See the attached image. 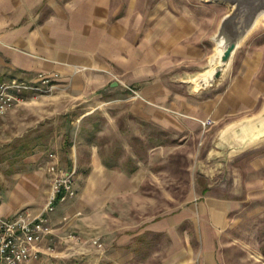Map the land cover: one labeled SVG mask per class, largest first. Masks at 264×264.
Returning <instances> with one entry per match:
<instances>
[{"label": "rangeland", "instance_id": "1", "mask_svg": "<svg viewBox=\"0 0 264 264\" xmlns=\"http://www.w3.org/2000/svg\"><path fill=\"white\" fill-rule=\"evenodd\" d=\"M118 1L125 4L129 0ZM135 3L150 6L151 19L157 6L168 15L192 18L195 34L175 43L189 44L190 50L198 43L201 54L168 48L158 65L151 62L152 70L142 82L127 84L116 77L119 87L108 86L100 92H77L57 85L55 79L52 89L28 94L25 102L0 115V191L16 173L28 168L26 157L30 153L45 152L39 160L42 164L53 161L63 170L74 171V195L51 203L48 218L52 233L46 238L45 251L40 250L35 258L22 264H30L31 260H37L32 264H201L204 233H208L202 227H208L202 224L198 211L208 210L212 195L225 199L221 196L229 190H234L233 198L227 199L231 207L214 232L211 260L215 264H264V186L248 194L240 190V180L253 179L255 172L264 179V170L262 175L251 165L257 159L264 160V142L240 149L223 136L228 127L255 116L264 105V16L243 39L216 83L197 90L191 78L210 67L216 52L213 36L232 6L219 0ZM159 64L165 71H159ZM146 88L149 98L156 101H142ZM137 105L151 111V115L161 111V117L142 118L135 112ZM208 120L211 123L204 125ZM94 149L107 162L109 171L118 168L130 173L134 168L135 174H140V182L128 193L103 204L110 210L118 203L124 226L171 216L188 206L194 207L193 219L184 217L175 230L136 235L119 256L113 250L115 239L96 229L95 221L83 223V230L78 225L68 226L83 208L76 210L73 219L64 212L53 223L51 216L59 204L79 206V198L93 203L96 189L109 188L111 183L102 184L87 176ZM47 166L48 191L40 211L49 202L51 191ZM202 205L205 208L199 210ZM94 209L93 204L86 207L92 220ZM132 233L129 229L119 235Z\"/></svg>", "mask_w": 264, "mask_h": 264}, {"label": "crops", "instance_id": "2", "mask_svg": "<svg viewBox=\"0 0 264 264\" xmlns=\"http://www.w3.org/2000/svg\"><path fill=\"white\" fill-rule=\"evenodd\" d=\"M153 11L155 16L151 19L150 6H140L135 0H129L125 4H119L118 0H0L1 77L7 78L9 75L31 79L38 72L56 73L57 85L69 86L77 92L88 94L104 91L108 86L119 87L121 84L114 80L116 77L127 84L142 82L152 70L151 62L156 61L158 65L160 57L168 53V48L180 53L186 49L190 55L201 54L198 43L192 50L187 46L189 44L184 46L175 43L195 34V21L192 18L168 15L160 10V6ZM161 66L159 64V71H165ZM143 91V102L148 104L156 101L155 98H149L147 88ZM138 104L145 107L144 103ZM135 112L142 118L161 117V111H154L151 115V111L139 108ZM42 156H46L45 152L28 154V168L16 173L11 183L0 191V218L9 217L23 208H28L33 215L39 213L46 202L48 191L45 170L48 164L39 162ZM87 165V176L102 184L111 183L109 188L96 189L95 193L98 194L93 196V203L79 198V206L75 203L59 204L51 216L53 223L58 222L64 212L73 219L76 210L83 208L79 211L83 215L79 213L76 216L78 224L74 218L68 226L78 225L81 230L83 223L95 221L96 229L101 233H109L115 239L116 247L113 250L119 256L136 235L171 231L170 228L175 230L184 217L190 216L193 219L194 207L188 206L171 216L148 218L142 224L134 222L133 226H124L119 217L118 203L110 210H106L103 204L107 200L112 203L120 195L128 193L135 187V183L140 182V174H135L134 168L130 173L118 168L109 171L107 162L102 161L97 149L90 154ZM251 165L261 170L263 175L264 160L257 159ZM131 173L134 175H130ZM254 174V178L249 181L246 178L244 181L240 180V190L246 194L264 186L261 174ZM232 191L234 190L221 196L225 199L212 195L208 210L203 213L198 211L202 224L208 227H202L208 233H204L205 256L201 264H215L213 258L211 260L214 232L219 230L218 224L228 214L231 201L228 202L227 199L233 198ZM92 204L96 206L93 220L87 216L86 210ZM204 208L203 205L199 206V210ZM127 213L130 214V210ZM203 214L208 215L207 218ZM129 229L134 233L119 235L120 231ZM46 241L44 239L39 243L41 251L44 250ZM210 243L213 244L212 248ZM33 262L37 260L29 263Z\"/></svg>", "mask_w": 264, "mask_h": 264}, {"label": "built area", "instance_id": "3", "mask_svg": "<svg viewBox=\"0 0 264 264\" xmlns=\"http://www.w3.org/2000/svg\"><path fill=\"white\" fill-rule=\"evenodd\" d=\"M55 79L56 74L47 72H38L31 79L0 76V115L25 102L28 94L52 89ZM210 123L209 120L203 122L204 125ZM49 156L54 158V154ZM47 171L51 177V191L46 207L35 215L23 208L0 218V264H22L35 258L40 252L39 243L52 233L48 218V212L53 209L51 203L74 195L73 170H63L52 161Z\"/></svg>", "mask_w": 264, "mask_h": 264}, {"label": "water", "instance_id": "4", "mask_svg": "<svg viewBox=\"0 0 264 264\" xmlns=\"http://www.w3.org/2000/svg\"><path fill=\"white\" fill-rule=\"evenodd\" d=\"M232 6L229 13L225 14L218 25L217 32L213 36L216 43V52L206 70L196 75L192 83L197 90L213 86L230 65L232 58L243 39L256 26L258 20L264 16V0H219ZM210 62V63H211ZM210 74L205 80L199 75L205 72ZM230 143L235 147L244 149L264 142V105L255 116L245 118L232 124L224 133ZM232 137V138H231ZM231 138V139H230Z\"/></svg>", "mask_w": 264, "mask_h": 264}, {"label": "bare ground", "instance_id": "5", "mask_svg": "<svg viewBox=\"0 0 264 264\" xmlns=\"http://www.w3.org/2000/svg\"><path fill=\"white\" fill-rule=\"evenodd\" d=\"M215 62H216V60H214V62H211V65L214 64ZM209 74H210V71L202 73V74L199 75V78H201V80H205L208 77ZM195 80H196V75L193 78H191V81L194 82ZM221 136H222V134H221Z\"/></svg>", "mask_w": 264, "mask_h": 264}]
</instances>
